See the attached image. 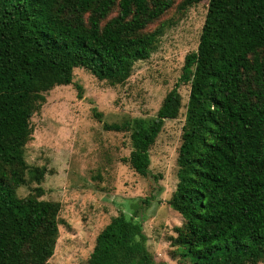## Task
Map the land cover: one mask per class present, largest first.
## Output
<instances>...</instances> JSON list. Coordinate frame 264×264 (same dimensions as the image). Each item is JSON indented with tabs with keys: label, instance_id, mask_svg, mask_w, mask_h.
Here are the masks:
<instances>
[{
	"label": "trees",
	"instance_id": "trees-1",
	"mask_svg": "<svg viewBox=\"0 0 264 264\" xmlns=\"http://www.w3.org/2000/svg\"><path fill=\"white\" fill-rule=\"evenodd\" d=\"M208 2L198 49L155 118L103 125L130 134L128 159L147 177L150 150L166 120L183 109L178 184L168 205L183 222L175 253L190 264L264 263V0ZM175 0H0V264H49L59 235V202L42 200L47 170L25 150L46 94L83 69L124 84L156 48L162 29H146ZM117 13L112 17L114 13ZM81 91V87L77 86ZM97 117H101L96 114ZM87 264H155L143 228L125 215L103 229Z\"/></svg>",
	"mask_w": 264,
	"mask_h": 264
},
{
	"label": "rangeland",
	"instance_id": "rangeland-1",
	"mask_svg": "<svg viewBox=\"0 0 264 264\" xmlns=\"http://www.w3.org/2000/svg\"><path fill=\"white\" fill-rule=\"evenodd\" d=\"M181 1L175 0L146 29L161 28L162 35L150 57L135 64L127 82L111 86L76 69L74 83L46 94V103L33 116L34 133L25 160L29 167H44L47 173L39 185L29 183L18 195L25 198L40 186L42 200L61 205L58 240L49 264H87L98 235L121 215L142 226L155 264H190L175 253V230L183 220L168 205L178 184L190 87L179 88L183 109L178 119L165 121L150 150L147 177L135 173L128 163L130 134L103 127L155 118L179 82L186 56L198 49L208 12V2L181 10Z\"/></svg>",
	"mask_w": 264,
	"mask_h": 264
}]
</instances>
